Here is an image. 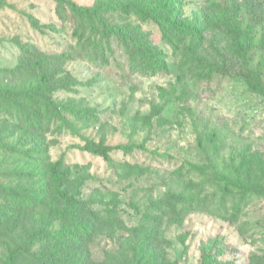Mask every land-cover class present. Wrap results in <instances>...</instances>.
<instances>
[{
	"label": "rangeland",
	"instance_id": "374dc122",
	"mask_svg": "<svg viewBox=\"0 0 264 264\" xmlns=\"http://www.w3.org/2000/svg\"><path fill=\"white\" fill-rule=\"evenodd\" d=\"M73 1L95 8L106 0ZM225 1L175 0L180 20L204 30L205 48L217 28L207 27L203 15ZM4 2L0 8V69L14 70L28 58L30 64L40 57L64 54L75 44L72 14L53 0ZM236 2L241 5L245 39L251 44L248 66L264 82V0ZM30 16L59 31L40 34ZM113 16L124 19L118 10ZM130 19L165 55L164 68L144 75L121 69L113 59L107 66L86 60L62 61L64 76L80 84L50 88L53 100L74 112L64 113L61 130L56 128L61 120L53 121L45 132L24 124L10 126L6 120L17 116L0 104V186L23 195L40 189L38 199L28 198L23 205L0 194V264L17 247L28 250L20 264H41L53 253L46 239L32 243V238L62 229L60 222L51 221L55 187L46 174L48 166L59 160L63 161L61 169L70 174L63 188L78 193L81 200L96 201V208L115 207L128 229L143 224L153 204L169 190L195 192L197 184H204L198 193L200 207L194 204L195 211L180 222L165 217L156 230L165 240L166 260L159 264H201L203 246L212 247L221 264H264L263 95L237 74L245 71L238 60L227 63V75L213 73L207 78L206 71H192L181 63L184 46L194 44L195 39H187L175 53L157 24ZM21 45L32 56L25 57ZM237 49L226 40L222 44L223 52ZM38 77L36 73L19 82L32 84ZM10 81L14 83L11 77L4 80ZM101 141L108 147L123 145L132 150L115 149L106 160L81 149ZM217 176L231 180L227 193ZM245 186L255 191L248 201ZM237 205L241 211L235 216ZM117 247L116 240L103 233L90 250L101 261L107 250ZM62 251L61 257L72 258L68 250Z\"/></svg>",
	"mask_w": 264,
	"mask_h": 264
},
{
	"label": "trees",
	"instance_id": "16d2710c",
	"mask_svg": "<svg viewBox=\"0 0 264 264\" xmlns=\"http://www.w3.org/2000/svg\"><path fill=\"white\" fill-rule=\"evenodd\" d=\"M63 9H68L74 18L75 26L72 36L75 44L64 52L50 57H40L29 64L28 56H32L30 49L21 45L27 63H20L14 70L0 69V104L8 107L14 118L6 120L10 126L24 124L33 131L45 132L50 129L53 121L61 120L56 128L63 129L66 116L65 112L73 111L63 108L51 97L52 87L76 88L79 80H72L64 76L62 61L86 60L95 65L107 66L113 62L123 70L140 74L156 73L165 67V55L158 52L148 34L141 26L131 22V17H137L143 23L157 24L163 39L173 47L174 52L179 51L184 42L195 39V43L185 45V56L181 61L184 68L192 71L205 72L207 78L213 73L227 75V63L236 59L244 66L242 76L256 91L264 97V82L259 73L249 68L251 44L245 39L242 20L241 5L236 0H227L218 9H209L203 15L206 26H215L217 33L212 36L208 47L203 43L207 41L204 30L197 25L186 26L179 18L175 0H106L99 6L92 8L81 6L73 0H53ZM0 0V8L4 6ZM116 10L124 19L115 20ZM29 21L33 28L40 34L49 32L57 33L58 28L52 24L41 25L38 20L30 16ZM237 45L236 52L231 50L223 52L222 44ZM38 73L36 82L30 84L19 79H29ZM6 77H11L14 83L4 82ZM51 88V89H50ZM27 109L28 112L24 111ZM160 113V110H157ZM13 121V122H12ZM17 121V123H16ZM24 123H23V122ZM64 121V122H62ZM22 122V123H21ZM1 145V144H0ZM79 147V146H76ZM93 155L109 160L110 153L115 150L131 151L132 147L118 145L108 147L101 141L98 145H87L81 148ZM62 160L51 164L47 173L54 184V204L50 208L52 222H60L62 229L58 232H41L39 239L34 234L32 243L36 240L46 239L52 246L53 253L49 259L41 264H159L166 260L164 243L156 230L159 229L165 217L169 221L180 222L183 218L202 205L198 193L204 184H197L196 191L169 190L164 197L153 204V211L147 214L145 221L140 226L132 229L126 228L115 207L96 208V201L81 200L78 193L70 192L63 188L70 178L68 171L62 170ZM223 183L224 193L228 192L231 180L227 176H217ZM244 199L254 195V189L245 186ZM36 192H27L25 195L18 193L17 189L0 186V194L7 199H16L25 204L28 198L38 199ZM234 215L241 211V206L235 207ZM125 232V233H124ZM107 233L112 240H116L118 247L105 252L104 259L96 261L91 253L90 245L98 235ZM37 238V239H36ZM32 245V244H31ZM62 250H68L72 258L61 257ZM201 264H221L218 255L210 246L202 247ZM26 250L23 246L13 249L5 264H20L24 259ZM80 254L77 259L76 256Z\"/></svg>",
	"mask_w": 264,
	"mask_h": 264
}]
</instances>
